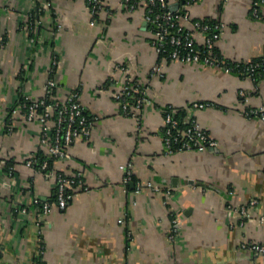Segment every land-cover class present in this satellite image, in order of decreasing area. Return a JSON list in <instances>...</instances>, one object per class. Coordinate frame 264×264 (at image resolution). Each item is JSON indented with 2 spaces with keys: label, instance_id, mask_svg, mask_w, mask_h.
Wrapping results in <instances>:
<instances>
[{
  "label": "crops",
  "instance_id": "0c3cea01",
  "mask_svg": "<svg viewBox=\"0 0 264 264\" xmlns=\"http://www.w3.org/2000/svg\"><path fill=\"white\" fill-rule=\"evenodd\" d=\"M188 9L226 24L217 50L230 62L264 56V5L195 0ZM146 12L145 2L132 9L124 0H102L96 13L89 0H0V264H264L242 246L264 242V118L248 114L264 107V76L162 58ZM51 76L56 98L78 91L94 122L91 137L53 163L83 176L65 208L56 175L26 162L48 156L43 124L11 113L25 96L45 97ZM128 79L148 99L129 114L117 98ZM195 101L211 103L194 117L217 146L169 152L165 108L186 117Z\"/></svg>",
  "mask_w": 264,
  "mask_h": 264
},
{
  "label": "built area",
  "instance_id": "2783aa9c",
  "mask_svg": "<svg viewBox=\"0 0 264 264\" xmlns=\"http://www.w3.org/2000/svg\"><path fill=\"white\" fill-rule=\"evenodd\" d=\"M124 1L132 9L142 2L147 4L146 20L151 25L153 46L162 58L203 63L208 66L221 67L227 72H238L252 78L264 75V56L260 59L239 64L230 62L218 52L217 42L221 38L226 24L222 21L193 19L188 6L195 0L181 2L179 10L171 9L167 0ZM89 4L92 12L96 13L102 7V0H89ZM261 5H264V0H255V12L258 11V7ZM186 22H190L191 26H187ZM197 33L204 36L202 44L196 38ZM56 63L57 60H54V64ZM154 72L162 75L160 67L154 68ZM56 87L57 81L54 76H51L45 97L29 99L25 96L12 107L11 113H22L28 120H38L43 124L40 140L48 148V157L40 160L37 155H33L26 162L30 166L38 165L47 175H56L57 203L61 208H65L70 199L69 189L73 186L83 185V176L81 172L69 175L62 171H55L53 167H50V159L70 158L69 146L78 137L89 139L94 122L86 113L78 91L72 92L67 100L63 101L56 98ZM242 94L244 95V92ZM117 98L122 102L124 111L128 114L131 113V108L141 109L148 101L145 89L139 83L129 79ZM210 104L204 101L193 102L188 107V115L183 121L186 124L184 127L180 126L181 121L176 117V110L171 106L165 108L164 142L169 152L185 148L205 150L217 146V140L194 117L196 110L208 107ZM248 114L259 115L264 118V107L251 109ZM132 115H135V113H132ZM3 164L4 160L0 157V169ZM121 168L125 171V182H130L132 180L131 167L122 165ZM149 186H153V184L149 182ZM154 188L156 190L160 189L155 185ZM139 190L140 186H138L137 191ZM257 202V199H252L248 204L242 205L240 212L244 218L251 215V208ZM48 210L49 203H45L43 211L46 213ZM262 220H264V216H262ZM242 246L255 253L264 254V242L247 241Z\"/></svg>",
  "mask_w": 264,
  "mask_h": 264
},
{
  "label": "trees",
  "instance_id": "16d2710c",
  "mask_svg": "<svg viewBox=\"0 0 264 264\" xmlns=\"http://www.w3.org/2000/svg\"><path fill=\"white\" fill-rule=\"evenodd\" d=\"M183 1H185V0H181V2H183ZM260 59V58H259ZM262 76H264V75H258L256 78H260V77H262ZM176 117H178L179 119H180V121H181V124H180V126L181 127H184L186 124L183 122L184 121V119H185V113L184 112H178V111H176ZM37 157H38V159H40V160H42V159H45L46 157H48V156H45L43 153H38V155H37ZM54 159H50V167H52L53 166V163H54ZM36 167H39L38 165H36Z\"/></svg>",
  "mask_w": 264,
  "mask_h": 264
}]
</instances>
